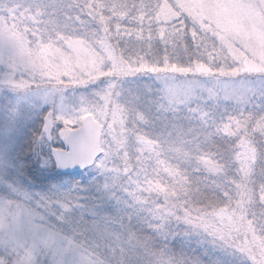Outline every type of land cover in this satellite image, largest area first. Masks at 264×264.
I'll list each match as a JSON object with an SVG mask.
<instances>
[{
  "label": "snow or ice",
  "instance_id": "6c2138e0",
  "mask_svg": "<svg viewBox=\"0 0 264 264\" xmlns=\"http://www.w3.org/2000/svg\"><path fill=\"white\" fill-rule=\"evenodd\" d=\"M0 264H264V0H0Z\"/></svg>",
  "mask_w": 264,
  "mask_h": 264
}]
</instances>
